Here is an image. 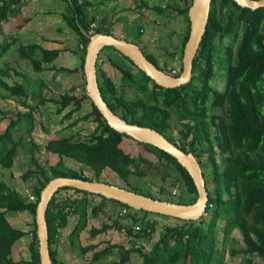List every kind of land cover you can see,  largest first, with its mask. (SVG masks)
Returning a JSON list of instances; mask_svg holds the SVG:
<instances>
[{"label":"trees","instance_id":"obj_1","mask_svg":"<svg viewBox=\"0 0 264 264\" xmlns=\"http://www.w3.org/2000/svg\"><path fill=\"white\" fill-rule=\"evenodd\" d=\"M1 1L0 31L4 33L3 23L17 17L27 0ZM66 1L69 5L62 15L67 25L78 36L79 46L75 51L80 55V65L57 67L53 64L64 48H47L42 44L32 43L21 44L19 52L31 61L33 68L38 72L50 70L55 76L63 72L80 73L83 94L78 95L77 90L80 87L72 85L60 98L42 97L38 105L30 106L26 97L23 105L28 107L27 110L0 108L5 116H11L9 125L0 133V165L12 168L19 152L23 150L30 155L27 162L32 164L23 177L26 180L31 177L36 180L33 184L35 199L31 200L29 197H23L7 181L0 179V264H41L36 212L41 191L55 177L101 180L104 170L111 168L125 180L126 186L123 187L132 191L181 204H192L199 198L193 177L169 152L137 140L155 154L157 160L154 164L149 158L143 155L133 156L122 147L125 138L133 137L116 130L105 120L87 94L84 71L90 37L82 28L91 34H114L111 30L112 19L110 21L106 18L107 14L101 19L95 13L90 15L88 6L91 5V0ZM182 1V6L166 4L153 8L143 2V5L160 14L171 10L186 15L187 31L181 48L169 51L173 60L172 67L161 65L153 52L143 49L146 56L160 69L175 75L181 73L177 68L182 71L184 48L190 34L189 8L193 0ZM229 4L233 5L234 9L224 24L219 18V11ZM235 17L244 24L242 36L238 41V38L230 41L220 54L217 41H222L235 31ZM95 23H98V26ZM142 32L143 29L140 30V33ZM6 38L10 40L0 44V59L16 42L13 33L6 34ZM123 38L140 44L136 39ZM103 53H106V61L121 73L120 85L102 66L100 58ZM97 66L102 95L115 113L130 123L158 129L170 141L186 152H193L199 159L209 191L207 216L203 215L197 221L174 217L178 223L164 224L160 238L147 252L139 243L150 241L156 233L161 220L155 215H168L134 209L118 200L74 187H62L52 197L47 210L53 264H67L59 259L58 249L54 247L61 236V229L65 226L64 220L57 216L56 211L70 213L75 207L86 205L89 196L101 198L100 203L92 208L94 215L97 216L104 210L106 203L110 202L120 207L121 211L127 209L124 215L129 220L123 222L120 216L114 218L110 215L114 222H103L100 227L92 226L91 236L96 237L116 228L126 232L132 242L131 248H126L123 243H115L95 251L92 261L109 256L118 248L120 259H114L110 264H128L132 253H137L142 258L141 264H213L215 261L222 264L223 256L218 255L220 249L216 241L218 230L221 228L224 233L223 241L236 230L243 237L244 246L231 251L232 255H243L244 262L239 264H264V7L252 9L239 5L235 0H212L207 30L194 59L193 77L190 82L180 86L164 87L156 83L114 46L102 49ZM216 68L223 71L222 89L212 85ZM14 74L23 76L16 69L0 68V86L8 91L10 96H27L25 84L19 80L10 83L5 79L7 75ZM51 100L59 105L57 114H62L71 106L62 116V121L70 120L69 126H77L82 120H92L98 124L85 138L76 133L57 136L46 149L56 154L59 160L54 164L44 165L37 156L41 146L34 137L38 128L35 114L42 110L39 105L50 103ZM86 101H90L92 110L72 119L75 113L83 109ZM174 126L179 128L177 136L173 133ZM17 127L20 128V135L15 137L14 131ZM65 158L75 160L80 169L67 165ZM84 167L93 171V176L86 175ZM157 168V171L161 172L158 178V193L147 185L142 186L130 180L132 175H137L141 178L150 177L149 182L155 183L153 179L157 176L154 174L151 177V172ZM210 179L212 187L209 185ZM66 191L72 193L64 194ZM25 211L33 218L30 231L15 227L8 219L10 212ZM87 226L88 214L87 210L83 209L71 232L73 246L81 255L95 248L94 245H76ZM136 226H139V229ZM27 234L32 237L29 245L30 258L16 260L13 256L14 245Z\"/></svg>","mask_w":264,"mask_h":264},{"label":"rangeland","instance_id":"obj_2","mask_svg":"<svg viewBox=\"0 0 264 264\" xmlns=\"http://www.w3.org/2000/svg\"><path fill=\"white\" fill-rule=\"evenodd\" d=\"M91 5L88 6V11L91 14H97L98 18H102L107 14L110 21L112 19L113 24L111 30L115 35L121 37H127L130 39H136L139 41V45L146 52H153L160 64L168 68L173 66V60L169 56V51H173L181 48L184 35L187 31L186 15L178 14V11L168 10L165 13L160 14L158 11L152 9L154 6L166 4H173L174 6H182V0H91ZM143 2L148 4L143 5ZM2 1L0 0V4ZM68 2L66 0H27V4L23 7L22 12L15 18H11L10 22L3 23L5 32L0 31V44L9 41L6 38V34H14L16 42L3 54L0 59V68H13L23 74L19 76L17 74L7 75L5 77L10 83L14 81H20L26 85L27 96H10L9 92L0 86V108L3 109H22L27 110L28 107L23 105V101L27 97L28 104L30 106L40 104L42 97L46 98H60V95L69 89L72 85H78L80 88L77 90L78 95L83 94V87L81 85L80 73H59L54 75L53 71L46 70L38 72L33 68L31 61L24 58L19 52V46L21 44L39 43L47 48H64V51L53 62L57 67H75L81 63L80 55L75 51L78 49V36L67 25L66 20L63 18V12L68 8ZM234 6L229 4L224 9L219 11V18L224 24L227 22L229 15L233 11ZM109 21V22H110ZM98 26V23H95ZM235 31L224 37L221 41L218 39V53H223L225 46L235 38L237 41L241 38L244 24L235 17L234 21ZM143 32L140 33V30ZM236 41V42H237ZM237 45V43H236ZM235 45V48H236ZM74 49V50H73ZM102 66L106 71L115 79L118 85L121 84V73L114 68L109 62L106 61V53H103L101 58ZM221 67V66H220ZM178 72H181L180 68H177ZM175 72V71H174ZM223 71L216 68L215 78L212 80V85L218 89L223 88ZM6 96V97H5ZM42 107L40 113H36L37 126L34 133V137L40 142L42 147L41 152H37L40 161L44 165L54 164L59 160V157L47 151L46 147L51 144L54 139L59 135H70L76 133L85 138L96 127L97 122L92 120H82L77 126H69L70 120L62 121V116L68 111L69 106L62 114H57L56 110L58 104L54 102L46 103L45 105H39ZM47 106L48 109H47ZM47 109V110H46ZM51 109V111H50ZM92 110L90 101H86L83 109L73 115V118L81 116ZM0 133H2L11 120V116H5V113L0 111ZM175 120H173V124ZM20 128L17 127L14 131L15 137L20 135ZM26 135L25 132L22 131ZM173 133L177 136L179 128L174 126ZM122 147L133 156L143 155L146 158L152 160L155 164L157 157L154 153L150 152L142 143L138 142L134 138H125L122 142ZM30 155L21 150L17 156L15 164L12 168H5L0 165V179L9 181V176L14 173L17 178L20 193L23 197H27L33 192L34 179L26 180L23 174L31 167L29 160ZM67 165L80 169L79 163L71 158H65ZM159 167V166H158ZM153 170L152 175L155 174L153 180L155 183H150V177L141 178L137 175H132L131 182L139 183L140 185H147L154 192H159V180L161 172ZM84 173L86 175L93 176V171L84 167ZM101 180L108 181L120 186H126V182L122 179L114 170L107 168L102 173ZM209 180V178H208ZM169 184V183H167ZM209 185L212 187L211 179ZM17 187V186H16ZM18 190V191H19ZM72 191H66L64 194L70 195ZM101 198L96 196H89L86 205L75 207L72 212L56 211L57 216L64 220L65 226L61 229V236L59 241L54 247L58 249V257L61 261H65L67 264H110L114 259H120V250L115 248L112 254L102 257L98 261H92V257L95 251L103 249L110 244L123 243L126 248L132 247L131 239L127 233L118 230L110 229L107 232L100 233L96 237H92L90 229L92 226L100 227L103 222L113 223L115 217H121L123 222L129 221L121 212V208L114 206L113 203L107 202L103 211H100L98 215H94L92 208L100 203ZM83 209L87 210L88 214V226L82 231L80 235L79 243L82 246L94 245L95 248L89 250L85 254H79L78 250L73 246V238H71V232L77 223ZM123 210V209H122ZM121 212V213H120ZM113 215V217H110ZM159 218L160 224L157 227V231L150 241H141L139 245H143L144 250L149 252L155 242L160 238L161 233L164 231V224L178 223V220L174 217H163L155 215ZM207 216V214H205ZM9 220L18 228L25 231L32 229V216L28 211L25 212H10L8 214ZM139 226H136L137 229ZM223 230L220 228L217 234V243L220 253L218 255L223 256L222 264H239L244 262L242 254L232 255L233 249H240L244 246L243 237L237 230L226 240L223 241ZM31 235L27 234L21 238L15 245L13 250V256L18 260H28L30 258V242ZM259 260V258H257ZM142 258L137 253H132L131 259L128 264H141ZM190 262V261H188ZM191 264V263H188ZM213 264H221L219 261H215Z\"/></svg>","mask_w":264,"mask_h":264},{"label":"water","instance_id":"obj_3","mask_svg":"<svg viewBox=\"0 0 264 264\" xmlns=\"http://www.w3.org/2000/svg\"><path fill=\"white\" fill-rule=\"evenodd\" d=\"M243 7L257 9L264 7V0H235ZM212 0H193L189 8L190 34L183 53V67L180 75L160 69L145 54L142 47L134 41L121 36L106 33H88L90 37L85 56L84 71L86 76V91L95 103L105 120L116 130L125 132L140 142L150 143L175 156L184 165L199 191V198L192 204H181L168 200H161L132 191L126 187L101 180H87L76 177H55L51 179L41 191L37 206L36 223L39 241L41 264H53L49 244V227L47 210L54 194L62 187H74L98 194L110 199L123 202L138 210H146L157 214H164L176 218L197 221L206 214L209 191L204 177L203 168L193 152L184 151L178 144L170 141L158 129L130 123L115 113L105 101L98 80V58L106 46H114L128 56L140 69L146 72L156 83L164 87H177L188 83L193 77L194 59L207 30L211 13Z\"/></svg>","mask_w":264,"mask_h":264},{"label":"crops","instance_id":"obj_4","mask_svg":"<svg viewBox=\"0 0 264 264\" xmlns=\"http://www.w3.org/2000/svg\"><path fill=\"white\" fill-rule=\"evenodd\" d=\"M11 21V20H10ZM9 21V22H10ZM5 23V22H4ZM63 48V47H62ZM50 111H51V109H50ZM35 133V132H34ZM74 134V133H73ZM35 140L38 142V140L35 138ZM38 144L40 145V142H38ZM41 146V145H40ZM41 149H42V147H41ZM41 152V151H40ZM38 156V155H37ZM30 159V158H29ZM41 162V161H40ZM42 163V162H41ZM17 178L15 177V175H14V173H12L11 174V176H9V181H8V183L11 185V186H13V187H15L17 190H19V188H21V185L20 186H18V184H16L17 183ZM17 186V187H16ZM19 192H20V190H19ZM31 194H34L33 192L31 193ZM31 194H29L26 198H28ZM8 219H9V217H8ZM10 221V220H9ZM11 222V221H10ZM11 224L12 225H14L12 222H11ZM15 226V225H14ZM16 227V226H15ZM16 260H18V259H16Z\"/></svg>","mask_w":264,"mask_h":264},{"label":"built area","instance_id":"obj_5","mask_svg":"<svg viewBox=\"0 0 264 264\" xmlns=\"http://www.w3.org/2000/svg\"><path fill=\"white\" fill-rule=\"evenodd\" d=\"M93 31H94V29H92ZM29 199H31V200H33V199H35V196L33 195V194H31L30 196H29ZM123 214L124 213H127V209H123L122 211H121ZM120 212V213H121ZM139 228V227H138Z\"/></svg>","mask_w":264,"mask_h":264}]
</instances>
